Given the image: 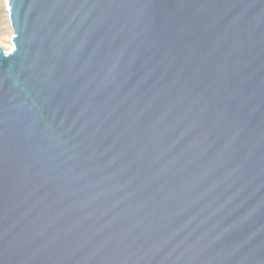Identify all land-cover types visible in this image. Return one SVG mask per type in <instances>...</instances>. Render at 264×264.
Here are the masks:
<instances>
[{
    "label": "water",
    "instance_id": "obj_1",
    "mask_svg": "<svg viewBox=\"0 0 264 264\" xmlns=\"http://www.w3.org/2000/svg\"><path fill=\"white\" fill-rule=\"evenodd\" d=\"M0 264H264V0H5Z\"/></svg>",
    "mask_w": 264,
    "mask_h": 264
},
{
    "label": "rangeland",
    "instance_id": "obj_2",
    "mask_svg": "<svg viewBox=\"0 0 264 264\" xmlns=\"http://www.w3.org/2000/svg\"><path fill=\"white\" fill-rule=\"evenodd\" d=\"M12 29L8 20L5 0H0V46L7 51L10 45Z\"/></svg>",
    "mask_w": 264,
    "mask_h": 264
},
{
    "label": "bare ground",
    "instance_id": "obj_3",
    "mask_svg": "<svg viewBox=\"0 0 264 264\" xmlns=\"http://www.w3.org/2000/svg\"><path fill=\"white\" fill-rule=\"evenodd\" d=\"M11 46H12V45H11V40H10V45H9V48H8V50L11 48Z\"/></svg>",
    "mask_w": 264,
    "mask_h": 264
}]
</instances>
